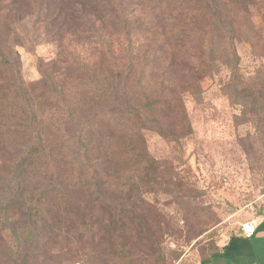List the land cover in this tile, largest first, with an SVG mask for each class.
Here are the masks:
<instances>
[{
	"label": "rangeland",
	"instance_id": "obj_1",
	"mask_svg": "<svg viewBox=\"0 0 264 264\" xmlns=\"http://www.w3.org/2000/svg\"><path fill=\"white\" fill-rule=\"evenodd\" d=\"M90 1L0 0V181L37 140L55 149L56 179L71 182L67 195L88 213L85 222H52L54 203L41 204L47 222L21 228L19 239L5 233L0 264H204L241 223L264 216V107L251 111L233 92L256 84L264 92V0H219L237 19L234 57L208 0H177L186 6L175 17L176 0L170 9L165 0L125 2L117 13L98 0L96 18L72 15L60 37L49 14ZM175 18L169 55L163 42ZM32 106L35 134L13 133L10 117ZM95 174L108 175L127 221L137 207L147 219L99 222L85 186Z\"/></svg>",
	"mask_w": 264,
	"mask_h": 264
},
{
	"label": "trees",
	"instance_id": "obj_2",
	"mask_svg": "<svg viewBox=\"0 0 264 264\" xmlns=\"http://www.w3.org/2000/svg\"><path fill=\"white\" fill-rule=\"evenodd\" d=\"M134 1L138 6L133 4ZM52 2L56 3V0H52ZM116 2H119V5H117ZM144 2L153 4L150 0H111V6L113 7V13H117L120 4L125 3L123 5L137 8L143 6ZM97 3L98 0L95 2L90 1L88 5H82L80 7L78 5V7H74L72 10H67L68 12L66 11L65 14L62 12L61 7H58L52 14H49L52 25L55 26L58 24V35L64 37L65 21L70 19L72 15L78 16L82 13L86 16L96 18L97 13H99L98 6L96 5ZM172 4L174 5L173 11L170 9V1H164V6L170 9L169 12L171 13V17H175L176 12L181 13L186 6L185 2H178L177 0ZM3 5L5 6L6 3H3ZM89 5L91 6L89 7ZM207 8L211 10L215 28L227 33L225 38H228L227 44L231 56L234 57L236 55L234 44L238 36L236 30L237 19L231 16L233 12H229L226 6L223 8V4H221L219 0H208ZM234 16L237 17L235 14ZM168 23L172 25V29L169 32L171 38H168L167 45L164 43L167 39L163 42V45L166 46L168 54L170 55L172 49L171 45L177 42V37L179 35L178 32H175L177 30L174 28V26H179V24H177L179 23V19L175 18L169 20ZM148 30H150V28H148ZM154 50L157 51L159 55H162L165 48L161 43L160 46H157ZM151 53L152 50L150 49L145 52V59L147 55L151 56ZM132 66L131 64V66L127 68L129 73ZM205 67L206 69L208 68L207 64ZM165 74H167L166 70ZM233 92L236 95H243L246 99H250L246 105L252 106L251 111L256 110L258 107H264V92L262 87L259 88L257 84L246 86L241 89L239 87H234ZM157 107V103L153 104V102H151L147 109L153 112V109H157ZM19 109L21 110V106H18L14 111L17 112ZM1 111L2 109L0 108V112ZM37 113V109L32 106L30 110H27V112L22 115H12L9 119V123L13 124L11 125L13 133H15V129L24 128L25 135L28 138H32L35 134L33 127ZM12 117L14 120L11 119ZM47 128L50 129L51 125L47 124ZM88 129H90V127ZM90 132L91 131H89V133ZM9 139L15 142L14 137ZM57 155L54 148L45 149L39 141L30 140L27 150L20 152L19 156L12 161L10 168L5 170L7 171V175L0 181V212L5 220V222H0L1 241L4 240L5 233H8L11 238L19 239L21 228L37 225L38 222H47L40 212L41 204L47 206V204L54 203V205L48 209V212L52 213V222H85V219L88 217V213H86L87 209L80 205V200L77 202L73 194L67 195V192H70L67 188L72 187L71 182L58 181L52 170L50 161L55 160V162L58 163ZM71 170L73 169L71 168ZM97 175L98 174L90 176L85 186L93 187L94 189V193H91V197H96L93 201V210L99 208V211L103 213L102 220L99 222L134 223L141 222L139 220L142 219H147V216L142 217L144 211L141 210L140 207H137V212L133 215L132 220L130 219L127 221L126 215L128 213L123 208L122 204L118 202L117 196L112 199L108 195V186L111 185V182L106 181L108 175ZM133 185L139 187L137 184ZM60 193L66 194V196L60 199ZM65 199L71 202L66 204L64 208H61V201ZM107 202H110L108 207H106ZM139 212H142L141 215ZM15 216L18 218L15 219ZM35 233L36 231L30 229L24 232L26 236H35ZM21 247L22 244H19L18 248ZM227 250L228 246H226L222 252L214 254L209 260H205L203 263L206 264L216 257H223Z\"/></svg>",
	"mask_w": 264,
	"mask_h": 264
},
{
	"label": "crops",
	"instance_id": "obj_3",
	"mask_svg": "<svg viewBox=\"0 0 264 264\" xmlns=\"http://www.w3.org/2000/svg\"><path fill=\"white\" fill-rule=\"evenodd\" d=\"M257 232L251 239L245 237L239 229L228 243V250L223 257H217L208 264H264V216L258 217Z\"/></svg>",
	"mask_w": 264,
	"mask_h": 264
},
{
	"label": "built area",
	"instance_id": "obj_4",
	"mask_svg": "<svg viewBox=\"0 0 264 264\" xmlns=\"http://www.w3.org/2000/svg\"><path fill=\"white\" fill-rule=\"evenodd\" d=\"M219 205V203H217ZM257 224L256 222H246L241 225V231L245 235L246 238L251 239L255 236L257 232Z\"/></svg>",
	"mask_w": 264,
	"mask_h": 264
}]
</instances>
